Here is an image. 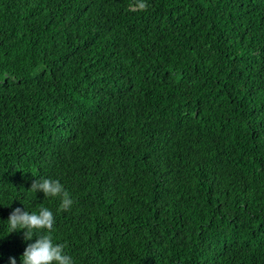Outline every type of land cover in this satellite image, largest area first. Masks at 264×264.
<instances>
[{
  "label": "trees",
  "instance_id": "1",
  "mask_svg": "<svg viewBox=\"0 0 264 264\" xmlns=\"http://www.w3.org/2000/svg\"><path fill=\"white\" fill-rule=\"evenodd\" d=\"M137 2L0 0V264H264V0Z\"/></svg>",
  "mask_w": 264,
  "mask_h": 264
},
{
  "label": "clouds",
  "instance_id": "2",
  "mask_svg": "<svg viewBox=\"0 0 264 264\" xmlns=\"http://www.w3.org/2000/svg\"><path fill=\"white\" fill-rule=\"evenodd\" d=\"M136 7L143 9L146 4L138 0ZM30 190L42 192L44 197L59 198L60 207L65 210L73 204L72 197L58 179L35 178ZM54 224V213L48 207L31 212L25 206L12 209L7 219V234L22 231L25 241H31L20 258L21 264H76L74 258L65 251V246L54 237ZM9 264H17L16 258L9 257Z\"/></svg>",
  "mask_w": 264,
  "mask_h": 264
}]
</instances>
